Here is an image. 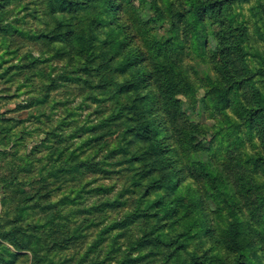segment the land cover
I'll list each match as a JSON object with an SVG mask.
<instances>
[{
  "label": "rangeland",
  "instance_id": "374dc122",
  "mask_svg": "<svg viewBox=\"0 0 264 264\" xmlns=\"http://www.w3.org/2000/svg\"><path fill=\"white\" fill-rule=\"evenodd\" d=\"M192 1L0 0V264H264V120L246 81L264 67V0H198L203 34ZM220 11L246 16L248 41ZM139 114L173 157L170 186L141 172ZM188 192L206 239L166 214Z\"/></svg>",
  "mask_w": 264,
  "mask_h": 264
},
{
  "label": "trees",
  "instance_id": "16d2710c",
  "mask_svg": "<svg viewBox=\"0 0 264 264\" xmlns=\"http://www.w3.org/2000/svg\"><path fill=\"white\" fill-rule=\"evenodd\" d=\"M109 1L110 0H107L106 4L109 5L110 4ZM228 1L230 3L237 1V4L239 5V3L243 2L244 0H228ZM61 5L62 4H60V6ZM90 5L92 4L88 3L86 4L85 7L87 8ZM109 8H110V5H109ZM189 8H190V11L192 12V16L195 17L194 28L198 32L203 34L204 28L206 27L205 20L207 17V12L211 8V5H209V3H201L198 0L197 1L193 0ZM220 13H222V17L220 18V25H223V26L227 25L229 27L230 24L234 23L235 29H238L237 32H238V38L240 42L248 41L249 32L247 29L243 30L246 26L245 24L246 16H241V11H239L238 13L236 11H231V12L227 11L226 13H223L220 11ZM172 20L173 21H171V25L175 27L176 32H179V22L177 20H174L173 17H172ZM78 25L76 27H78ZM238 46H240V49L242 51L245 50L246 52H249L248 54L253 55V49L251 45H244L243 49H242L241 44H238ZM247 76L248 77L246 81H250L251 84L249 86L252 87V90L250 91V94L248 96V106L250 108L248 110L249 118L251 121L254 122L255 118L257 117L253 116V114L257 113V114H261V118L262 120H264V67H258V69L256 70H247ZM260 78H262V81H260L258 85H256V82L254 80L260 79ZM232 79H233V84L235 85V88L236 86H239L238 89L236 88V92H238V90H242L244 87L248 88L246 84L240 83L237 77H235V75L232 77ZM221 89L222 87L219 88V96H223L225 94V92H223V90ZM152 100L154 101L155 99L142 98L141 104L144 102L143 105L150 106L152 104ZM245 110H247V108ZM139 116L142 118V122L137 123L136 128L132 129V132H133V135L135 134V136L140 137L145 142V145H143L142 150L140 152L141 157H139V159L142 160L141 161V172H143V174H147L148 176L155 174V172H159V171L163 172L158 178H155L152 181L150 185L151 188L158 189L163 186H170L171 184L175 183L174 181L176 179L175 175L172 173L174 172V169L170 170L168 168V166H170L169 164L173 160V157L169 155V151L167 152L166 150L163 149L162 143L160 142L158 133L156 131L155 121L151 120L147 122L145 120L146 116H143L142 114H139ZM163 119L165 123L170 124V128L173 131V125L171 121L170 120L167 121L166 120L167 117L165 116H163ZM181 169L184 170V167L182 166ZM150 186L148 187V189L150 188ZM223 189H225V187H223ZM197 192L199 191L194 190V193H197ZM194 197L195 196L191 195L189 192L187 193V196L186 195L177 196V198H175L171 203H168L165 205L167 208L166 214L170 219H173L174 217L179 219L180 213H183L182 217L186 216L189 218L190 222L194 223L195 226L198 225V231L202 232L200 233L202 235V238L206 239L207 233H206V229L204 226V221L202 220L208 217L210 213H209V210H207L205 206L206 202L204 200V197L202 198V196L200 195L199 198H197V201L194 199ZM196 203H197V206L201 208L198 211V215L196 213L192 215L190 211L196 210ZM230 213H231L230 209H227V215H229ZM24 220H25V217L24 215H22L19 222L22 223ZM228 225L229 226L227 230H229V232L231 233L233 232L234 234H236L237 226H238L237 219L236 218L232 219L228 223ZM207 231H209L208 228H207ZM186 234L187 232L179 235V238L181 240L178 243L179 245H182V244L184 245L188 243V236H190V234L189 232H188V235ZM20 246H21L20 248L22 249H27L29 251L31 250L33 257L35 259L37 258L38 260L39 249L32 250L31 249L32 245H30L29 242H26V245L24 244ZM195 260H196L195 253L194 251H191V253L189 254V264H194ZM232 264H242V259H239L238 261H236L235 263L233 262Z\"/></svg>",
  "mask_w": 264,
  "mask_h": 264
}]
</instances>
